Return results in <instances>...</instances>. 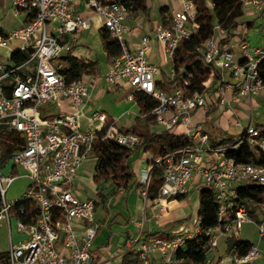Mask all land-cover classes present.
Masks as SVG:
<instances>
[{"label": "built area", "instance_id": "built-area-1", "mask_svg": "<svg viewBox=\"0 0 264 264\" xmlns=\"http://www.w3.org/2000/svg\"><path fill=\"white\" fill-rule=\"evenodd\" d=\"M9 1L15 15H25L27 19L8 37L0 34V47H10L9 40L17 39L23 41L19 50L30 51L28 59L21 64L14 62L11 56L5 60L0 58V130L24 135V147L12 153L10 161L22 166L30 178L24 194L9 200L8 190L16 176L3 173L0 160V227L6 223L11 232V221L16 216L17 231L26 235L18 244L11 243L9 264H113L114 261L121 264L124 253L103 260L93 258V245L100 228L96 202L81 197L74 188L83 164L92 156L96 158L93 149L97 131L108 123V118L105 113L95 112L90 119L104 125L99 129L83 128L81 117L92 100L94 84L83 77L68 81L54 63L73 50L78 44L79 32L91 27L92 18L76 11L74 0ZM85 1L101 17L103 28L122 47V52L111 58L110 67L102 77L104 82L111 87L128 83L133 88L129 100H134L135 92L150 94L156 100L151 111L156 123L193 141L153 158L150 166L141 170L137 191L145 199L149 198V186L156 169H161L163 175L159 199L188 194L198 177L202 187L212 189L218 203L220 224L205 232L210 251L217 247L220 235L232 237L240 233L245 224L253 222L247 203L239 200L238 188L264 186V164L238 161L232 154L247 143L258 145L264 151V133L251 115L236 140L213 144L202 123H193L192 118L196 110L212 103L233 110L242 102L255 105L254 97L261 96L264 90L261 75L264 46L253 47L248 39H241L244 57L238 60L228 41L227 29L216 23L214 34L196 50L203 62L213 69L205 89L188 93L189 80L186 79L183 85L168 91L158 86L156 76L160 69L148 60L150 36L142 37L137 47L128 44L127 37L132 31L125 25L132 12L128 5L115 0ZM175 1L180 7L173 12L170 24L161 25L155 31V37L164 44L166 55L173 61L180 44L190 39L200 24L194 0ZM259 1L252 0L255 4ZM215 71L218 78L214 76ZM170 73L174 78L175 67ZM227 73L233 81L227 80ZM65 102L70 104V111H55ZM236 124L240 126V122ZM114 125H108L104 138H113L134 149L139 136L121 133ZM179 127L181 132H178ZM17 202L35 205L37 214L33 221L25 222L14 215ZM20 212L27 213L25 207H21ZM256 224L260 243L264 238V219ZM198 232L199 228L181 227L170 235L164 232L145 238L140 235L133 249L141 264H153L154 253L160 255L161 264H183L176 253ZM259 243H252L246 252L236 250L232 264H256L263 257ZM207 264L219 263L208 258Z\"/></svg>", "mask_w": 264, "mask_h": 264}, {"label": "crops", "instance_id": "crops-1", "mask_svg": "<svg viewBox=\"0 0 264 264\" xmlns=\"http://www.w3.org/2000/svg\"><path fill=\"white\" fill-rule=\"evenodd\" d=\"M2 6L0 9L13 10L9 0H0ZM103 1V0H100ZM110 1V0H105ZM119 1V0H115ZM104 2V1H103ZM210 3V2H209ZM148 11H132L130 16L125 20V25L129 30H132L127 37L129 46L137 47L140 45L142 37L148 35L151 38L150 49L148 52V60L152 64H155L159 67L160 73L157 74V84H159L167 78L171 77V70L174 67V61L168 58L165 52L164 44L155 37V31L157 27L161 25H169L173 12L180 7V3L175 0H147ZM212 12V4H209ZM74 8L76 11L82 13L85 16L92 18V25L89 29H85L79 32L78 44L75 46L73 54L77 57H81L86 61H95L98 60L101 66V73L96 75H84L83 78L87 81L92 82V100L89 105L86 106L85 114L81 117V123L84 129H99L104 124L98 120H91L90 117L93 113H105L108 118V125L114 123V128L121 132L128 129H136L138 132L145 131H159L164 130V128L156 123L152 124L147 122V119L142 115L140 111L139 104L137 103L135 96L134 100H129V94L133 93V88L128 83H122L115 87L107 85L102 77L106 74L110 67L111 58H109L108 53L104 51L103 43L101 39V29L102 19L99 15L95 14L91 10L85 0H74ZM15 15V13H14ZM17 16V15H15ZM21 19L20 24L17 28L22 26L26 21V16H19ZM253 20H247L251 23L252 27H249L247 24L240 25L233 35L228 38V41L233 45L234 52L238 60H241L244 57V49L242 48L241 39H248L251 46L261 45L264 46V7L259 10L258 15H254ZM262 18V20H261ZM260 26V28H258ZM16 28V29H17ZM5 30V29H4ZM15 30V29H14ZM257 30V31H256ZM7 33L8 31L5 30ZM82 32H85V35H82ZM257 35V41L254 42V36L249 39L250 34ZM9 34V33H8ZM10 47L1 48L8 50ZM83 48V49H82ZM82 50L84 54L78 55L76 51ZM14 50H11V53ZM10 53V55H11ZM10 55L8 57H10ZM7 57V58H8ZM123 99H119L123 105H126L128 108L125 112L118 114H112L109 110H105L106 106L110 105L111 95H115L119 92H125ZM232 92H228L231 95ZM263 102H264V90L262 92ZM262 102V103H263ZM246 104V102H244ZM215 106L218 111L223 112L224 110H230L228 107L220 106L216 103L208 105L206 108ZM199 108L194 113V123H202L207 119V109ZM236 109V107H235ZM234 109V110H235ZM71 107L68 102H65L61 107L55 109L57 112H67L70 111ZM138 120L142 119L139 126L135 127L134 118ZM257 119V118H256ZM124 122L128 125L126 130L120 129L117 127L118 123ZM258 124H263V121L257 120ZM106 124V125H107ZM241 125V124H240ZM246 127V126H245ZM204 128V127H203ZM244 128V127H242ZM122 130V131H121ZM182 131V130H181ZM179 131V132H181ZM204 131L208 133L210 137V142L220 141L213 134H210L207 130ZM239 132L241 129L237 130ZM8 133H17V132H8ZM8 133H3L0 130V135L5 136ZM18 134V133H17ZM21 134V133H20ZM179 135L178 133H175ZM231 135H225L223 137H229ZM221 139V138H220ZM18 149L9 152L3 163L1 162V168L3 173H13L16 176L15 181L10 186L8 192L11 191L10 197H16L20 194H24L26 189L30 184V178L28 177L24 168L20 165L14 164L10 161L12 153L21 150L24 147L25 139L22 134L20 141L16 142ZM1 153V152H0ZM95 158V157H94ZM154 158V153L151 151H143L139 154L138 158L134 162V169L136 172H141L142 169L150 166L152 159ZM2 155L0 154V160ZM90 160V158L83 164L79 170L78 177L75 181L74 188L79 192L81 197L92 198L96 202V209L98 210V205L103 204V212H105V218L100 224V230L95 238V244L100 246L106 243H110L111 246L108 250L102 251L106 257L111 255L118 256L127 251L128 248L134 246L135 239L141 235V237H147L158 232H164L167 235L177 231L181 227L188 228L190 230H195L199 223L195 224V219L198 218V206L199 199L190 203H182V201L171 200V198L159 199L158 195L154 198L145 199L142 197L137 188L133 189H117L113 183H101L97 184L94 181L95 167L94 170H88L83 168L84 165ZM96 162V158H95ZM3 166L5 169H3ZM17 182V189L15 190L12 186ZM202 184L198 177L194 179L190 186V193L192 188H195L199 192ZM186 194V197L188 196ZM165 201V202H164ZM182 204H181V203ZM182 207V209H181ZM189 211L196 212V217L192 222H186L185 209ZM260 208H264L260 207ZM172 209V211H171ZM175 210V212H174ZM16 213H14L15 215ZM97 219V218H96ZM199 219V218H198ZM258 223V222H257ZM12 230L9 231L8 224H3L0 227V253L4 251H9L11 243L18 244L19 242L26 239V235L17 231L16 224L17 218L13 216L11 221ZM248 224V223H247ZM256 224V223H255ZM191 226H195L192 228ZM245 226V225H244ZM243 226V227H244ZM258 229V226L256 224ZM243 229V228H242ZM259 231V230H258ZM166 235V236H167ZM229 237L220 235L218 238L217 247L211 249L208 252V258L213 261L218 262L219 264H232L233 254L238 248H233L229 244ZM264 239V238H263ZM262 239V240H263ZM129 241L130 245L126 246V241ZM261 241V240H260ZM249 243H254L253 241H245ZM260 245V243H259ZM261 248V246H260ZM263 257L256 261V264H264V247ZM153 264H161L160 255L154 253L151 256ZM1 264V263H0ZM207 264V263H206Z\"/></svg>", "mask_w": 264, "mask_h": 264}, {"label": "trees", "instance_id": "trees-1", "mask_svg": "<svg viewBox=\"0 0 264 264\" xmlns=\"http://www.w3.org/2000/svg\"><path fill=\"white\" fill-rule=\"evenodd\" d=\"M104 2H107L103 0ZM128 5L131 11H148L147 0H119ZM244 1L245 0H194L197 6L199 19V27L192 33L190 39L183 41L174 57V67L176 70L174 78L164 79L159 85L165 90L171 91L184 84V80L188 79L189 84L186 86L188 93L200 92L205 89V82L209 79L212 73V68L197 54V48L208 38L214 34L216 23L221 24L228 31L230 38L236 29L247 24L252 27L251 23L244 20ZM212 4V12L209 6ZM0 34L8 37V33L0 27ZM101 39L104 51L108 53L109 58L118 55L122 52L120 43L113 39L106 28L101 29ZM68 52L62 57L64 65L59 68L66 76L68 81L79 80L84 75H96L101 73V66L98 60L86 61L81 57ZM30 56V51H21L16 49L11 59L14 62L21 64ZM261 75L264 79V60L261 63ZM214 76L218 78V72H214ZM135 99L139 104L140 111L144 115L149 124L155 122L151 111L156 106V100L148 93L135 92ZM206 108V107H204ZM203 108V109H204ZM216 107L211 106L206 108V115L211 113ZM193 123L196 121L194 116ZM263 129L264 123L257 124ZM108 129V125L97 131L98 138L94 142V155L96 156V167L94 181L97 184L113 183L117 189H133L139 186V178L141 172H136L134 162L139 154L143 151H151L154 153V158L167 154L169 152L181 149L193 143V141L185 135H177L170 130L145 131L138 132L136 129H128L122 133H134L139 136V142L134 149H130L115 139L104 138ZM233 139L232 136L224 138L213 144L228 142ZM258 154V156H257ZM232 156L242 162L264 164V151L255 144H245L240 149L235 151ZM163 183V175L161 169H156L153 172L151 183L149 186V198L154 199L159 192V188ZM240 201L246 203H255L257 206L264 205V186H240L238 188ZM186 195H177L171 197V200L182 201ZM199 232L197 236L187 239L184 246L177 251V257L183 259V264H206L208 259L209 238L206 235V230L216 227L220 224L217 218L218 203L215 200L214 192L208 187H201L199 190ZM21 207H25L27 213H21ZM13 213H16L19 218L25 222L34 220L37 214V208L31 202H17L13 208ZM250 214L252 212L249 211ZM224 222H222L223 224ZM100 230V229H99ZM98 234V233H97ZM130 245L126 241V246ZM252 243L237 241L233 248H238L242 252H246ZM111 244L93 245V258L95 260H103L106 256L102 253L108 250ZM0 263L9 264L8 251L0 253ZM121 264H141L138 260L137 252L128 248L121 259Z\"/></svg>", "mask_w": 264, "mask_h": 264}, {"label": "rangeland", "instance_id": "rangeland-1", "mask_svg": "<svg viewBox=\"0 0 264 264\" xmlns=\"http://www.w3.org/2000/svg\"><path fill=\"white\" fill-rule=\"evenodd\" d=\"M248 1H251L250 3H247ZM2 6V2L0 1V8ZM264 7V0H260L259 4H255L252 2V0H245L244 1V20H253L254 15L259 14V10ZM21 18L19 16L14 15L13 10H6V9H0V27L7 30L8 33L12 32L14 29H16L19 24ZM262 20V18H261ZM260 28V26H258ZM257 31V30H256ZM82 35H85V32H82ZM254 36V42L257 41V35L250 34L249 39H251ZM23 44V41L17 40V39H12L9 40V46L10 48L8 50L0 52V58L1 59H6L10 53L11 50L19 49L20 46ZM83 49V48H82ZM13 53V52H12ZM11 53V55H12ZM76 54L81 55L85 53L82 50L76 51ZM10 55V56H11ZM55 65L61 68L64 65V61L60 58L54 61ZM226 78L229 81H233L232 77L230 76L229 73L226 74ZM125 92H119L115 95H111V103L110 105L106 106L105 110H109L112 114H115L118 116V114L123 113L127 110V106L123 105L119 99L125 98ZM254 99L256 100V104L251 106L249 102H242L241 104L236 106V109H230V110H224L223 112L218 111L217 108H215L211 113L207 115V119L205 122H203V127L205 130H207L210 134H213L216 138L219 140H222L227 137H223L225 135H231L233 139L229 140L228 142H223L222 144L225 143H232L236 138L238 137V129H242V127H245L249 123V118L251 115H253L257 120L263 121L264 122V106H263V97L262 96H255ZM135 121V127L139 126L140 122L142 119L136 120L135 117L133 118ZM240 122V126L237 125L236 123ZM118 128L126 130L128 128V125L124 122H120L117 125ZM182 128L179 127L178 132L181 131ZM122 131V130H121ZM22 138V134L20 133H8L5 136L0 135V152L2 155L1 162L3 163V159H5L6 155L9 152H12L13 150H17L18 146L16 142L20 141ZM221 138V139H220ZM258 156V154H257ZM95 158L92 156L90 157V160L84 165L83 168H86L88 170H94L95 166ZM3 169L5 167L3 166ZM15 190L17 189V182H15L12 186ZM10 192L7 194V198L9 200H15L17 198H20L23 194H20L16 197H10ZM198 195L199 192L195 188H192L188 196L186 197V200L183 201L182 203H190L193 201L198 200ZM181 203V202H180ZM181 203V204H182ZM248 209L252 214H250V217L252 219V223L245 224L243 229L240 231V233L229 237V244L230 246H233L237 241H253L255 244L259 243V231L256 227L255 223H260L264 219V208L262 206H257L255 203H247ZM182 209V207H181ZM185 209V208H184ZM103 204L100 203L98 205V210L96 214L97 220L102 224L104 218H105V212H103ZM172 211V209H171ZM175 212V210H174ZM186 216V222L190 223L192 220L197 216L196 212L189 211V209H185V215ZM103 226V224H102ZM194 228L193 226H191ZM188 229V228H187ZM195 230H197V225L195 227ZM260 246L261 248L264 247V239L260 241ZM263 252V249H261ZM106 256V255H105ZM108 258V256L106 257ZM118 261H114L113 264H117Z\"/></svg>", "mask_w": 264, "mask_h": 264}, {"label": "bare ground", "instance_id": "bare-ground-1", "mask_svg": "<svg viewBox=\"0 0 264 264\" xmlns=\"http://www.w3.org/2000/svg\"><path fill=\"white\" fill-rule=\"evenodd\" d=\"M165 202V201H164Z\"/></svg>", "mask_w": 264, "mask_h": 264}]
</instances>
